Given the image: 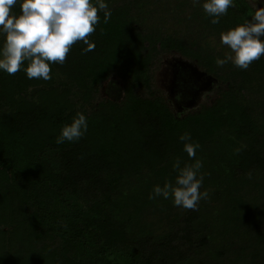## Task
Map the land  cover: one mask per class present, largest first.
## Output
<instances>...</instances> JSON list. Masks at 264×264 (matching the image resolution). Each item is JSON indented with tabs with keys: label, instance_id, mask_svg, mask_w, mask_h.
<instances>
[{
	"label": "trees",
	"instance_id": "1",
	"mask_svg": "<svg viewBox=\"0 0 264 264\" xmlns=\"http://www.w3.org/2000/svg\"><path fill=\"white\" fill-rule=\"evenodd\" d=\"M158 1L134 2L139 8ZM188 1L178 0L182 7ZM134 2L107 3V23L98 11L89 34L95 47L82 53L86 45L74 42L62 64L50 63L49 80L27 78V61L14 74L0 71V264H228L229 254L235 264L247 246L230 236L256 221L255 238L264 237V55L246 69L218 66L215 59L224 55L206 40L140 24ZM252 11L248 0H234L227 12L237 21ZM170 53L217 80L207 100L182 115L154 81ZM113 74L123 81L119 100L100 92ZM77 111L85 114L87 131L57 144ZM185 132L200 145L195 157L183 150ZM176 159L182 166L199 159L200 190L212 185L178 223L171 197L149 199L153 185L174 182ZM245 188L262 204L244 206ZM156 208L172 214L175 227L137 232V217ZM212 230L222 242L209 240ZM251 259L264 264L260 254Z\"/></svg>",
	"mask_w": 264,
	"mask_h": 264
},
{
	"label": "clouds",
	"instance_id": "2",
	"mask_svg": "<svg viewBox=\"0 0 264 264\" xmlns=\"http://www.w3.org/2000/svg\"><path fill=\"white\" fill-rule=\"evenodd\" d=\"M233 4L234 0H202L201 7L211 17L210 22L216 24ZM16 5L19 11L14 9ZM98 11L103 12V21L107 23L111 9L106 0H0V71L14 74L21 69L22 62L27 61L23 69L27 78L49 80L50 63L62 64L74 42L81 41L86 45L81 49L82 53L95 47L89 34L95 31L100 19ZM219 42L227 45L231 53L217 57L215 63L218 66L230 62L237 68L246 69L264 55V0L243 18L242 23L222 31ZM87 128L85 114L77 111L72 120L60 128L56 143L78 140ZM179 139L184 142L183 150L188 157H195L199 143L187 132ZM201 166L199 159L183 166L176 159L172 164L177 173L174 182L166 180L162 186L153 185L149 199L171 197L175 206L195 209L199 200L208 197L206 190H200Z\"/></svg>",
	"mask_w": 264,
	"mask_h": 264
},
{
	"label": "rangeland",
	"instance_id": "3",
	"mask_svg": "<svg viewBox=\"0 0 264 264\" xmlns=\"http://www.w3.org/2000/svg\"><path fill=\"white\" fill-rule=\"evenodd\" d=\"M135 0H106L108 4H116L119 2H125L131 5ZM181 1V0H180ZM255 9V6H261L262 0H248ZM202 0L188 1V4L181 6L178 0H162L155 4L150 2L149 5H144L137 9L134 8L133 13L139 20V23L146 26V28H158L163 34H173L180 39L193 40L195 42L206 40L213 51L220 52L221 55L225 53H231V50L227 45L221 44L219 42V36L222 31L227 30L229 27L234 26L237 23H242L244 15L237 21L231 19V12H227L219 17L220 20L216 24L210 22L211 17H208L202 7ZM225 19V20H224ZM250 19V17H249ZM191 22H195L191 25ZM232 22V23H230ZM160 34V33H158ZM154 81L157 87L161 89V93L171 104L172 108L180 115L184 114L187 110L198 106L202 101L207 100L208 94L213 93L214 86L217 84V80L210 74L206 73L203 69L199 68L195 61L190 60L187 57L182 56L179 53H170L164 55L161 59L158 68L154 73ZM101 95L104 97H111L115 100H119L123 96V81L118 75H111L101 87ZM132 181H136L135 177L131 178ZM212 187L208 183L207 191ZM125 189V188H124ZM246 189V188H245ZM128 193V192H127ZM252 191L246 189L242 192V198L245 200L244 206H258L261 205V200L255 198ZM199 200L198 202H200ZM197 202V203H198ZM214 202V201H213ZM210 201V205H213ZM215 203V202H214ZM165 206V202H163ZM253 207V208H254ZM169 207H166V209ZM165 209V210H166ZM187 208H182L179 206L172 205V214L177 215L176 222H181V217ZM249 214V207L247 208ZM252 209V208H251ZM145 215L137 217L134 221L137 232L140 228H149L151 225L155 227L157 233L161 231H168L169 228H174L172 224L173 219L172 214L168 215L165 210H160L156 208L155 210L147 209ZM165 211V212H164ZM136 218V217H134ZM202 220V219H201ZM200 219L195 222L194 226V238L197 239L201 237L203 233V221ZM171 221V222H170ZM255 223H257L255 221ZM254 226L242 225L238 230L241 236H230L235 238L237 243L247 246V253L243 258L240 257L235 264H252L253 254H260L263 258L264 256V237L262 239L255 238L258 234L255 233ZM173 226V227H172ZM7 230V228H6ZM209 240L213 241L215 244L222 242V234L217 231H210L208 235ZM260 240V241H258ZM204 248L205 246H201ZM235 257L233 254H229L228 264H231V259Z\"/></svg>",
	"mask_w": 264,
	"mask_h": 264
}]
</instances>
